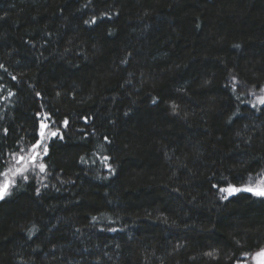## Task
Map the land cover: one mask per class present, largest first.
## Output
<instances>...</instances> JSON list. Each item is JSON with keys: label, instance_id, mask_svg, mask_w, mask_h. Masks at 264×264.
I'll use <instances>...</instances> for the list:
<instances>
[{"label": "trees", "instance_id": "trees-1", "mask_svg": "<svg viewBox=\"0 0 264 264\" xmlns=\"http://www.w3.org/2000/svg\"><path fill=\"white\" fill-rule=\"evenodd\" d=\"M258 93L264 0H0V173L59 130L0 201V264L264 249V198L218 192L264 169Z\"/></svg>", "mask_w": 264, "mask_h": 264}, {"label": "rangeland", "instance_id": "rangeland-1", "mask_svg": "<svg viewBox=\"0 0 264 264\" xmlns=\"http://www.w3.org/2000/svg\"><path fill=\"white\" fill-rule=\"evenodd\" d=\"M263 95L264 94H262V93H258V96H263ZM40 123L41 124L43 123V124L47 125V127L44 129L46 139H44L42 141V145L46 146L47 149H48L49 141L51 139L56 138V137L59 136V130L55 127L54 124H52V122H50L47 119L45 114H41L40 115ZM53 132H56L58 134L56 136H52L51 133H53ZM40 134H41V128H40ZM40 134H39V140H41V135ZM31 150H32V148H30L29 150H23L20 153L16 154L17 157H19V156L28 157L27 168H26L25 171H23V175H19V174L13 175V172H15L16 168H24L25 164L23 162L21 164H16L15 161L13 160V156L11 157L10 165L8 166L6 171H8L10 169V171H8L7 179L11 180L13 183H12L11 187L9 188L8 193H9L10 189L13 187V185L16 183V181L18 179H26L28 175H32V174L33 175H38V174H42L43 173V172L40 171V168H39V164H43V160H44L45 155H46L44 153L43 147H40V148L36 149V152L39 155H38L37 160L35 161V164H33L32 161H31V157L33 155V152ZM262 179H264V169H262V171L259 172L257 175L250 177L249 180L246 182V184H244V185H242L240 187H236V188L243 189L245 187H255L257 185V183L259 181H261ZM4 180H5V176L1 175V184H3ZM218 192H219V196L223 200L228 199V198H230V197H232L234 195L240 194V193H247V194L253 195L251 192H247V191L234 192L231 195H229L228 192L220 191V189L218 190ZM5 196L3 197V199L5 198ZM253 196H255V195H253ZM256 197H260V196H256ZM262 198H264V197H262ZM3 199H0V201L3 200ZM254 256H255V254L250 256V257H245V260L243 262L239 263V264H256V261L254 260Z\"/></svg>", "mask_w": 264, "mask_h": 264}, {"label": "snow or ice", "instance_id": "snow-or-ice-1", "mask_svg": "<svg viewBox=\"0 0 264 264\" xmlns=\"http://www.w3.org/2000/svg\"><path fill=\"white\" fill-rule=\"evenodd\" d=\"M153 102L155 103V101ZM257 102L261 105H264V96L259 97ZM175 107L176 106L173 105V110H175ZM65 124H67V121H65ZM40 127H41V134H40L41 140H38L36 144L32 146V150H31L33 152V155L31 157V161L33 164H35V161L37 160L38 155H39L36 152V149L43 147L45 154H47V151H48L47 147L42 145V141L46 139L44 129L47 127V125L42 123ZM57 134L58 133L56 132L51 133L52 136H56ZM21 151H23V149H21ZM105 159H107V157H105ZM13 160L15 161L16 164H21L22 162L25 164L24 168H16L15 172H13V175H17V174L23 175V171H25L27 168L28 157L26 156L17 157L15 154H13ZM44 167L45 166L43 164H39V168L41 172L44 171ZM8 171H10V169ZM8 171H5L4 173H0V175L5 176V180L3 184H0V199H3V197L6 194H8V190L13 183L11 180L7 179ZM220 191L228 192L229 195H231L234 192L247 191V192H251L255 196L264 197V179L259 181L255 187H245L241 189V188H236V187L229 185L228 188H222L220 189ZM208 255H211V253H209ZM254 260L256 261V264H264V249H261L259 252L255 254Z\"/></svg>", "mask_w": 264, "mask_h": 264}]
</instances>
